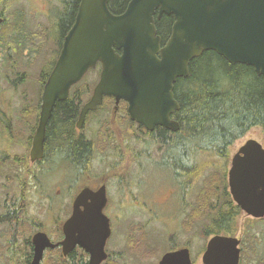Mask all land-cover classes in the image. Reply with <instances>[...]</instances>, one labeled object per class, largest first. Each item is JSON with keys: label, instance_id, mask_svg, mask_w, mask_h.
<instances>
[{"label": "water", "instance_id": "1", "mask_svg": "<svg viewBox=\"0 0 264 264\" xmlns=\"http://www.w3.org/2000/svg\"><path fill=\"white\" fill-rule=\"evenodd\" d=\"M0 0V4H1ZM173 16L172 33L163 46L156 19ZM4 20L0 17V26ZM213 51L231 65L253 67L264 76V0H132L124 13L113 14L108 0H81L75 23L42 94L38 126L30 153L33 162L44 157L47 127L58 102L90 70L101 66L91 99L77 123L82 130L88 115L113 98L116 110L128 104L132 122L148 132L162 127L173 133L180 125L172 119L180 106L175 98L178 79L189 76L192 61ZM228 186L234 203L255 220L264 219V147L248 140L232 156ZM106 188H85L74 200L72 216L63 225L65 240L53 244L45 233L33 238L32 264H41L47 249L62 246L64 255L80 245L91 264L106 260L111 235L104 215ZM241 240L216 235L207 244L203 264H240ZM159 264H194L189 248L163 256Z\"/></svg>", "mask_w": 264, "mask_h": 264}, {"label": "rangeland", "instance_id": "2", "mask_svg": "<svg viewBox=\"0 0 264 264\" xmlns=\"http://www.w3.org/2000/svg\"><path fill=\"white\" fill-rule=\"evenodd\" d=\"M1 4L0 13L7 17L8 22L16 14L22 19L23 28L28 33L31 48H33L32 50L28 47V49H24L23 53L14 48L13 51L6 52L5 58H0V135H4L1 137L4 139L0 140V151L4 153L3 150H6L10 159L19 157L23 160L28 153L27 148L21 147L22 142H18L19 140L7 139L6 135H16L17 138L23 135L26 139L36 133L37 127L35 129L34 121L33 119L31 121L30 117L32 110L34 111L39 103L42 104L43 87L40 77L51 69L58 58L60 48L55 25L63 10V5L62 0H2ZM56 30L58 31V29ZM59 33L58 31V35ZM38 38L42 39L41 42L36 41ZM34 43L35 46H33ZM99 77V69L88 73L81 88L97 84ZM113 106L114 104L105 106L90 118L88 117L81 131L88 138H96L100 131L108 126L115 140L118 143L124 141L126 148L128 146L126 151L122 148L124 162L122 163V153L115 157V154L118 153L115 152L114 157H110L109 161L107 157L101 155L102 158L91 166V171L85 174L80 184L76 182L75 170L65 160H60L61 157L51 160L47 176L46 171L43 175L42 164H34V167L30 168L35 177L29 182V190L26 192L29 196L25 202L24 210L28 212L30 218L34 217V222L40 230L46 233L50 231V236H57L58 227H61L64 220L72 213L77 193L85 186L94 187L99 181H108L110 175L111 180L108 181V186L112 195L111 212L116 214L120 210L124 214L122 222L119 223L121 224L120 231H116L110 250L115 251L116 254L121 252V255H124L122 264H158L160 258L166 252L171 251L172 247L176 249L189 248L194 264H203L202 257L211 237L205 239L200 236L199 225H189L187 229L184 227L186 225L185 218L196 200L195 184L192 183V193L189 191L187 195L184 187L185 195L180 196L179 190L175 191L178 185L174 181L172 173L164 167L156 165L161 161L163 149L161 150L149 136L141 135L138 126L129 124L124 118L125 115L121 114L118 117L117 113L114 117ZM128 135H130L129 138ZM123 136H126L127 140ZM248 140H256L264 147L263 131L254 128L244 138L238 140L230 149V164L232 156ZM153 163L156 164L153 165ZM141 164L143 165L142 169ZM111 165L112 168H110ZM1 166H3L0 170V203L2 204V198L9 190H11L10 195L21 196L22 184L19 182L17 174L22 175L24 172L23 176L25 177L26 169L21 173L19 166L15 167L12 160L5 164L2 163ZM229 169L230 165L228 173ZM100 176L101 179L97 181ZM6 177H10L14 183L6 182ZM180 179L186 180L183 177ZM199 184L197 185L199 186ZM133 196L138 198L133 199ZM120 212L116 216H120ZM253 220L244 213L238 217V230L235 236L243 239L247 223ZM123 223L130 227L136 224L144 226L146 233L148 232V236H146L148 250H151L150 247L154 249L155 255L148 258L143 253H128L125 246L126 239L120 234L124 227ZM252 228L251 233L257 239L247 240L246 255L242 256V264H264V222L258 223L255 228ZM26 229L27 226H25V232H22L18 243V247L22 250L17 253V257L13 253L14 246L10 245V239L4 240L0 236V264H23L24 242L37 232V229L34 233H30ZM4 230H7V226L0 225V233ZM46 256L42 264H62L55 262L59 259L58 254L54 255L49 252Z\"/></svg>", "mask_w": 264, "mask_h": 264}, {"label": "trees", "instance_id": "3", "mask_svg": "<svg viewBox=\"0 0 264 264\" xmlns=\"http://www.w3.org/2000/svg\"><path fill=\"white\" fill-rule=\"evenodd\" d=\"M131 1L108 0V7L113 14L120 15ZM80 3L81 0H62L63 10L58 18L60 47L63 37L75 22ZM0 17L4 20L0 27V56L4 57L7 51H13L14 48L21 53L28 47L33 50L22 19L17 14L9 22L3 13H0ZM174 22L173 16L164 15L160 20L156 19L163 46L171 36ZM41 40L38 38L36 41ZM52 67L53 65L51 69ZM50 71L41 75L42 87ZM189 71L187 78L178 79L175 84L174 93L180 109L172 118L180 125L177 133L162 127H157L154 133L145 131L129 120L124 102L119 107L118 117L125 115L124 118L129 124L145 131L163 149L162 165L169 167L174 177H189L195 184L196 200L185 218L184 227L187 229L189 225H199L200 236L205 239L216 235L235 236L238 230L237 219L243 212L234 204L228 190L230 149L254 128H259L264 133V76L259 75L253 67L231 65L213 51L205 52L192 61ZM84 79L71 89L66 101L57 103L47 127L45 141V159L65 158L73 169L78 168L79 163L80 166L86 163L92 148L91 143L83 138L82 135L85 134L77 128L83 105L91 98L96 86L95 83L81 88ZM110 101L111 98H105L99 110L112 105ZM40 105L41 103L32 110L30 117L34 121L35 129L40 117ZM95 113H90L88 117ZM99 135L105 137L112 133L106 126ZM85 168L84 165L83 169ZM263 222L264 219L247 223L246 233L241 239L240 264L246 255L247 240L257 239L251 233L252 227L255 228L256 224ZM146 236L148 232L145 233L144 230L141 234L133 233L129 246L149 258L155 255V250L151 247L148 250ZM173 250L176 248L172 247L171 251Z\"/></svg>", "mask_w": 264, "mask_h": 264}, {"label": "flooded vegetation", "instance_id": "4", "mask_svg": "<svg viewBox=\"0 0 264 264\" xmlns=\"http://www.w3.org/2000/svg\"><path fill=\"white\" fill-rule=\"evenodd\" d=\"M58 24H59V22H58V19H57V22H56V25H55V27H56L55 28V33H56L57 41L59 43V41L61 40V35L60 34L58 35V31L56 30V29H58ZM68 33H67V35H68ZM67 35H65L63 37V43H64V40H65ZM63 43H62V47H63ZM62 47H60V45H59L60 50H58L59 51L58 58L60 56ZM0 58H5V57L1 56ZM58 58H57V60H58ZM57 60L55 61V63H53V67H52V69H50L51 70L50 73L52 72ZM43 74H45V73H43ZM19 80L23 81L22 79H19ZM15 82H17V81H15ZM43 88H44V85H43ZM110 103L114 104L113 109L115 110L116 103H115V100L113 98H111ZM120 105H121V103H120ZM127 109H128V105L126 107V112H127ZM118 111H119V107H118L117 110H115L114 117L116 116ZM127 116H128V113H127ZM145 131L144 132L141 131V133H142L141 135H146ZM154 132H155V130L153 132H151V133H154ZM2 136H4V135H0V140L4 139V138H1ZM34 136H35V134H32L30 137L24 139L23 135H21L19 138H17L16 135H6V137H8L7 139L12 140V141L19 140L18 142H20V141L22 142L21 147L27 148L28 153L25 155L23 160L20 159L19 157H15V158L10 159V156H9V154H8V152L6 150H3L4 153L2 151H0V170L2 169L1 167L4 166V165L1 166L2 163L5 164V162L11 161V160H12V164L15 167L19 166L21 173H22L23 170L26 169L25 177L23 176L24 172L22 173V175L21 174L20 175L17 174V178L19 179V182L22 184V186H21L22 187L21 196L18 197V196H15V195H10L11 194V190H9V191H7L4 194L5 196L2 198L3 199V201H2L3 203L2 204L0 203V208H1L0 209V211H1L0 212L1 213V215H0V225H6L7 226V230H4L3 232H1L0 236H2V239H4V240L10 239V245L14 246L13 253L16 254V257H17V253L22 250V249H20V247H18V243L20 241V238L22 237V232H25V226H27L26 230L30 231V233H34V231L37 229V232H35L30 239L28 238L24 242V251H22V253H25V256L22 259L23 264H32V261H33V258H34L33 238H34V236L37 233H45L46 235H48L49 239L51 240V242L53 244H58V243H60V242L65 240V235H64V232H63V225L72 216V213H71V215L69 217H67L64 220V222L61 224V227H58L59 229L57 230L58 231V235L57 236H55V235L50 236L49 234L51 232L49 231L48 233H46L45 231L40 230V228H38L39 226L36 225L35 222H34V217L30 218L28 212L24 210L26 208L25 202L28 200V196H29L26 193L29 190V182H30V180H33L34 177H35L34 173H33V170L30 167H34V164L35 165L42 164V166H43V175H45V171H46V176L49 173L50 167H51V159L50 158L45 159V156L40 161H36V162L32 161L30 153H31V150H32V147H33ZM82 136L87 142L91 143L92 148H91V151H90L91 152L90 156L88 157L86 163H84L86 168L83 169L84 165L80 166V163H79L78 164L79 167L74 169L75 170L74 171L75 172V177H77V179H76L77 180L76 181L77 184H80L83 181L85 174L88 171H91V166L97 160L102 158L101 155H104V157H107V160L109 161L110 157H114V153L115 152H118L117 154H115V157H116V155L120 156V154L122 153V163L124 162V160H125L124 159V150L126 151L127 148H128V146L126 148V146L124 145V143H123L124 141H120V143H118L117 140H115L113 135H105V137H102L101 135H98L96 138H88L86 135H82ZM129 136L130 135H128V138H129ZM123 138L125 140H127L126 136H123ZM23 142H25V143H23ZM44 150H45V145H44ZM120 150H121V152H120ZM107 152H109V154L105 155V153H107ZM60 160L64 161L65 158H61ZM162 162H163V158H161V161L158 162L157 164L153 163V165L156 164V165H159L161 167H164L162 165ZM47 163H48V165H47ZM142 167H143V165L141 164V169H142ZM12 168H14V167L12 166ZM110 168H112V165L110 166ZM164 168L167 169V171H170L172 173L173 179L176 182V184L178 185V187H176L175 191L179 190L180 196L185 195L184 187L186 188L187 195H188L189 191H190V193H192V190H193L192 182H191L189 177L186 180L180 179V178L183 177L182 175H178V176L174 177L173 172H172V170L169 167H164ZM109 172H110V169H109ZM139 172H138L137 176L139 175ZM137 176H136V178H137ZM100 179H101V176L97 179V181H99ZM109 180H111V176L110 175H109ZM9 181H11L10 184L14 183L10 177H6V182L9 183ZM108 181L107 180H103L101 182L99 181V182H97L95 184L94 187L85 186L84 188H82L77 193L75 198L85 188H90L93 191H98L103 186H105L108 203H107L106 208L104 210V215L109 220L110 229H111V235L108 238V240L106 242V246H105V253L107 255V258H106V260L101 262V264H113L114 262H117L118 264H122V258H123L124 255H121V252H118L116 254L115 251L110 250V246H111V243H112V241L114 239V235H115L116 231L117 230L120 231V225L121 224H119V223L122 222L124 214H122L120 212V210H118V212H120V216H116L118 214V212L116 214L111 212L110 205H111V197H112V195H111V191H110L109 186H108ZM184 183H185V185L186 184L187 185L184 186L183 185ZM12 186H14V185H12ZM175 191H174V193H175ZM2 194H3V192H2ZM137 198H138L137 196H133V199H137ZM19 202H21V203H19ZM122 226H124V227L121 230L122 232L120 234H121V236H124L125 239H126V245L125 246H126L127 252L128 253H132V254H136V253L140 254L136 250H134L132 247L129 246V242L132 240L133 233H134V235H136V233L141 234L143 230L145 231L144 226H141L140 224H136L135 226H131L130 227L128 224H126V226H125L124 223L122 224ZM32 227H35V228H32ZM40 227H41V225H40ZM132 227H134V228L132 229ZM145 233H146V231H145ZM224 236H226V235H224ZM231 237H236V236H231ZM177 250H179V249H176V250H173V251H169V252H174V251H177ZM3 251L5 252V248L4 247H3ZM49 252L51 254H54V255H57V254L59 255L58 256L59 259L55 260V262H58V263L62 262L63 264H91V255H90V253L86 252V250L83 247H81L80 245L76 246V248L72 252H70L68 255H66V256L63 253L62 246H59L58 248H55V249H47L45 251V253H44V258H43L42 262L46 259V257H47L46 255ZM169 252H166L165 254H167ZM163 256L158 261V264L161 261V259L163 258ZM42 262H41V264H42Z\"/></svg>", "mask_w": 264, "mask_h": 264}]
</instances>
